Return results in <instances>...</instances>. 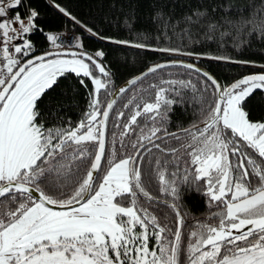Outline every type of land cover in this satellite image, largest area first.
I'll return each mask as SVG.
<instances>
[{
  "label": "snow or ice",
  "instance_id": "obj_1",
  "mask_svg": "<svg viewBox=\"0 0 264 264\" xmlns=\"http://www.w3.org/2000/svg\"><path fill=\"white\" fill-rule=\"evenodd\" d=\"M52 6L73 25L69 32H46L32 0H0V264H264V115L249 108V98L264 92V64L116 39ZM220 10L228 15L217 20L209 0L182 20L210 33L225 25L243 32L252 23L245 9ZM35 33L50 48H38ZM85 33L194 62L150 65L114 90L106 51H86ZM256 38H264V21ZM200 59L262 71L225 85L196 66ZM177 67L195 73L199 89L191 79L166 78L164 70ZM149 76L147 88L113 111ZM81 95L84 109L73 121L69 111L79 109ZM175 107L192 115L187 126L173 128ZM110 115L121 131L109 140ZM148 183L164 198L152 196ZM189 192L204 199L203 219L183 211ZM153 204L171 209L174 220L164 213L161 223Z\"/></svg>",
  "mask_w": 264,
  "mask_h": 264
},
{
  "label": "trees",
  "instance_id": "obj_2",
  "mask_svg": "<svg viewBox=\"0 0 264 264\" xmlns=\"http://www.w3.org/2000/svg\"><path fill=\"white\" fill-rule=\"evenodd\" d=\"M32 3L41 13V26L45 28L46 32L50 30H71L73 28L71 22L52 6L53 3H59L61 6L68 8L81 21L86 22L89 26L99 28L105 35L116 39L148 43L153 47L179 48L181 51H194L207 56H230L235 60L254 62L256 65L264 64V38H256L261 21H264V0H211V4L217 6L215 19L220 20L221 17L228 15L220 10V5H223V7L229 9H245V17L252 22L248 27L244 28L243 32H237L236 29L225 25L218 31L211 33L207 31L206 27L190 26L182 20V17L186 14H191L194 9L202 6L209 7V0H32ZM160 10L163 11L164 15L157 18L156 13ZM249 11L253 13L252 16H248ZM229 18L236 20L235 16H230ZM126 20L131 23V29L126 26ZM185 29H188V31L185 32ZM250 29L254 32L253 35L248 34ZM76 30L77 32L80 31L79 29ZM222 32H229L230 35L221 37ZM32 40L38 48H50V44L46 42L44 35L41 33L33 34ZM83 43L86 51H94L98 48H103L106 51V60L111 68L115 70L114 90L120 88L128 79L145 71L150 65L176 58L193 61L192 58L187 56L166 55L101 42L88 38L86 33L84 34ZM195 62L210 71L225 85H230L243 76L262 71L258 66L251 67L210 59H200ZM164 71L171 73L166 78L191 79L197 85V89L200 87L195 73L190 76L187 70L179 67ZM152 80L151 76L145 77L138 86H133V89H130L129 92L119 96L113 111L122 108V103L126 102L133 90L139 92L141 89L147 88ZM68 83V81H63L62 78L61 87L67 90ZM71 83L76 85L81 94L84 93V89L76 84L75 78H73ZM86 83L89 84V88L92 87L89 81L86 80ZM150 98H154V92L151 93V96L148 93H143V99L147 100ZM77 99L80 105L79 109L73 108L69 111L73 121L78 119V112H82L85 105L82 95L78 96ZM106 99L102 92V102ZM249 108L251 113L257 117L264 115V92L257 90L249 98ZM124 111L125 117H127L130 114V110ZM171 119L174 128L176 122L187 126L193 120V117L191 114H186L180 107H175L174 113L171 114ZM121 124H123V121H121ZM113 131L119 136L121 129L113 128L110 115L109 140ZM132 138L134 139L135 137ZM128 140L129 138L125 137V143ZM145 187L152 196L158 199L164 198L161 197L157 184L148 183ZM182 203L183 211L187 212L189 216L195 215L203 219L204 216L202 214L208 211L204 199L196 192H189L185 195ZM149 211L155 214L161 223L164 222V213L168 214L169 220H174L175 218L171 209L162 205L153 204L149 206ZM186 239L185 236V241Z\"/></svg>",
  "mask_w": 264,
  "mask_h": 264
},
{
  "label": "water",
  "instance_id": "obj_3",
  "mask_svg": "<svg viewBox=\"0 0 264 264\" xmlns=\"http://www.w3.org/2000/svg\"><path fill=\"white\" fill-rule=\"evenodd\" d=\"M72 50H74V49H72ZM170 61H184V62H187V63H193V61L186 60V59H180V58L172 59V60H170ZM164 62H166V61H164ZM161 63H163V62H161ZM195 63H196V62H195ZM196 66H197V67H200V68H203L204 70H207V69H205L204 67H202L201 65H199L198 63H196ZM145 71H146V70H145ZM143 72H144V71H143ZM143 72H141V73H139V74L133 76L132 78H135V77L141 75ZM132 78H130V79H128L126 82H124V83L121 85V87H123L126 83H128ZM118 89H119V88H118ZM118 89H116V90H118ZM102 163H103V162H102Z\"/></svg>",
  "mask_w": 264,
  "mask_h": 264
},
{
  "label": "built area",
  "instance_id": "obj_4",
  "mask_svg": "<svg viewBox=\"0 0 264 264\" xmlns=\"http://www.w3.org/2000/svg\"><path fill=\"white\" fill-rule=\"evenodd\" d=\"M61 31H64V32H69V31H70V29L61 30ZM59 43H61V44H66V43H67V41H66V40H65V38L62 36V37H61V39H60V41H59Z\"/></svg>",
  "mask_w": 264,
  "mask_h": 264
}]
</instances>
